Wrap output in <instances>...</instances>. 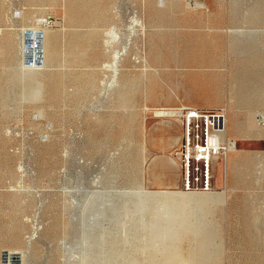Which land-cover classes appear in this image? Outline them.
Here are the masks:
<instances>
[{
	"label": "rangeland",
	"instance_id": "1",
	"mask_svg": "<svg viewBox=\"0 0 264 264\" xmlns=\"http://www.w3.org/2000/svg\"><path fill=\"white\" fill-rule=\"evenodd\" d=\"M182 103L236 141L209 190L169 166ZM0 264H264V0H0Z\"/></svg>",
	"mask_w": 264,
	"mask_h": 264
},
{
	"label": "built area",
	"instance_id": "2",
	"mask_svg": "<svg viewBox=\"0 0 264 264\" xmlns=\"http://www.w3.org/2000/svg\"><path fill=\"white\" fill-rule=\"evenodd\" d=\"M26 43L24 63L29 67L43 65L44 54L28 49ZM174 117H180L184 127L183 137L176 155L180 156L184 170V189L188 191L209 190L212 186L215 164L225 157L235 140L224 138L227 128L226 111L183 107Z\"/></svg>",
	"mask_w": 264,
	"mask_h": 264
},
{
	"label": "crops",
	"instance_id": "3",
	"mask_svg": "<svg viewBox=\"0 0 264 264\" xmlns=\"http://www.w3.org/2000/svg\"><path fill=\"white\" fill-rule=\"evenodd\" d=\"M203 48H205V49L210 48V44H205V46ZM150 60H151V63L157 68V70H159V68L157 66V62L158 61L155 58H153V57ZM156 99H157V102H156L157 105H164V106H170L168 104H170L172 102H176V101L182 102L181 97L177 93H174V91H173V93H168V94L167 93L166 94L163 93L161 96L156 97ZM181 105H188V104L182 103ZM188 106L197 107L195 104L188 105ZM228 108L231 110L233 108V106L230 105V107H228ZM174 121H177V120H174ZM174 121H170L167 124H163V129L166 132L167 131L170 132L171 130H174V128L176 127ZM178 123L180 124L182 122L179 121ZM180 140H181V137L180 136L176 138V142L177 143H179ZM170 159L173 161V163L171 165H169V166H174L176 169L180 170V162H179V159L177 157H174L173 158L172 156H169V160ZM148 160H149V158H148ZM152 161L155 162V161H164V160L162 159V156L161 157L160 156H154L152 158ZM162 168H165V167H162ZM158 170L159 169L157 167H150V169L148 170V173H149L150 177L151 176L152 177L154 176V179L159 180V177H158L159 174H157L158 173ZM178 176H179V173H177V177H176L177 179H178Z\"/></svg>",
	"mask_w": 264,
	"mask_h": 264
},
{
	"label": "bare ground",
	"instance_id": "4",
	"mask_svg": "<svg viewBox=\"0 0 264 264\" xmlns=\"http://www.w3.org/2000/svg\"><path fill=\"white\" fill-rule=\"evenodd\" d=\"M108 3V2H107ZM155 3V2H154ZM159 3V2H158ZM198 5H201V4H203L204 5V3H201V4H199V3H197ZM96 6H98V5H96ZM150 7V6H149ZM155 7V6H154ZM108 8V7H107ZM151 10V9H150ZM104 11V10H103ZM102 11V12H103ZM107 12V11H106ZM158 12V11H157ZM103 13H105V12H103ZM152 13V12H151ZM158 14V13H157ZM163 14V13H162ZM104 15V14H103ZM106 15V14H105ZM102 18V17H101ZM100 18V19H101ZM157 18V17H156ZM155 18V19H156ZM154 19V18H153ZM161 19V18H160ZM164 20V19H163ZM105 22V21H104ZM154 22V21H153ZM46 24H48L49 25V19L48 20H46V22H45ZM156 23V22H155ZM143 28V27H142ZM132 29V28H131ZM99 30V29H98ZM103 30V29H102ZM136 30V29H135ZM138 30V29H137ZM144 30V29H143ZM117 28L116 27H112V28H110L109 30H107V33L110 35V38H111V41H115L116 40V37H117ZM138 32V31H137ZM136 32V33H137ZM139 32H140V30H139ZM96 36V35H95ZM104 36V35H103ZM102 36V37H103ZM106 36V35H105ZM104 36V37H105ZM101 37V38H102ZM90 38V37H89ZM92 38V37H91ZM152 38V37H151ZM150 38V39H151ZM94 39V38H93ZM89 40V39H88ZM102 41V40H101ZM150 41V40H149ZM102 43V42H101ZM152 45V44H151ZM100 46V45H99ZM98 46V47H99ZM102 47H103V45H101ZM100 46V47H101ZM115 46V45H114ZM107 47V46H106ZM83 50V49H82ZM87 50V49H86ZM97 50V49H96ZM101 50H102V48H101ZM110 52H111V50H109ZM105 52V51H104ZM114 52V51H113ZM127 52V49L126 48H121V49H118V50H116L115 51V53H114V61H113V67H114V79L116 78V75H119L118 74V64H119V67H120V63H119V61L121 60V57H122V55H124L125 53ZM102 53V52H101ZM106 53V52H105ZM103 55V54H102ZM106 55V54H105ZM104 56V55H103ZM112 56V55H111ZM125 56V55H124ZM72 57V56H71ZM95 57V56H94ZM100 57V56H99ZM101 58V57H100ZM148 60V59H147ZM130 61H131V59H130ZM133 62V61H132ZM99 63H101V62H99ZM98 63V64H99ZM122 63V62H121ZM149 64V63H148ZM121 67H122V65H121ZM121 69V68H120ZM126 75V74H125ZM110 86V85H109ZM123 86H125V85H123ZM237 101V100H236ZM157 115H164V116H166V115H174L175 113H176V111H172V110H166V109H161V110H158L157 112ZM235 113V112H234ZM233 114V113H232ZM233 116V115H232ZM234 117V116H233ZM234 122V121H233ZM224 138H226V137H224ZM227 139H230V138H227ZM236 143V142H235ZM235 146H236V144H235ZM235 146H232L231 148H230V150H232V149H234L235 148ZM229 150V151H230ZM179 160H180V156H176ZM232 157V156H231Z\"/></svg>",
	"mask_w": 264,
	"mask_h": 264
}]
</instances>
